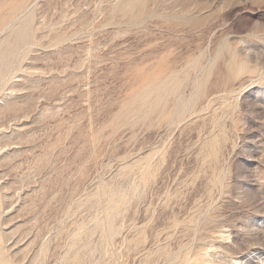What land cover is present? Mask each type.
<instances>
[{
  "label": "rangeland",
  "instance_id": "1",
  "mask_svg": "<svg viewBox=\"0 0 264 264\" xmlns=\"http://www.w3.org/2000/svg\"><path fill=\"white\" fill-rule=\"evenodd\" d=\"M0 264H264V0H0Z\"/></svg>",
  "mask_w": 264,
  "mask_h": 264
},
{
  "label": "bare ground",
  "instance_id": "2",
  "mask_svg": "<svg viewBox=\"0 0 264 264\" xmlns=\"http://www.w3.org/2000/svg\"><path fill=\"white\" fill-rule=\"evenodd\" d=\"M126 4V3H125ZM134 4V3H133ZM129 5H131L130 3H129ZM132 7L130 8V9H128V10H131L132 8H133V5H131ZM125 7H127L126 5H125ZM12 34V33H11ZM11 51V50H10ZM151 86V85H150ZM150 88V87H149ZM2 250V249H1Z\"/></svg>",
  "mask_w": 264,
  "mask_h": 264
}]
</instances>
